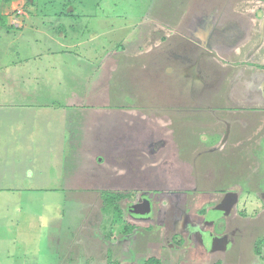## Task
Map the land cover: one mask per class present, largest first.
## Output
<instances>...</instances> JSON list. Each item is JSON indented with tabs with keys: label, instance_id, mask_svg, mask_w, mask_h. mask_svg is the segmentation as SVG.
Wrapping results in <instances>:
<instances>
[{
	"label": "rangeland",
	"instance_id": "1",
	"mask_svg": "<svg viewBox=\"0 0 264 264\" xmlns=\"http://www.w3.org/2000/svg\"><path fill=\"white\" fill-rule=\"evenodd\" d=\"M0 15V264H264V0Z\"/></svg>",
	"mask_w": 264,
	"mask_h": 264
},
{
	"label": "flooded vegetation",
	"instance_id": "2",
	"mask_svg": "<svg viewBox=\"0 0 264 264\" xmlns=\"http://www.w3.org/2000/svg\"><path fill=\"white\" fill-rule=\"evenodd\" d=\"M230 194H234V196H236V202H235V204L236 203H238L239 202V198L237 197V195H235V193H228L225 197L227 198L228 197V195L230 196ZM128 195H132L131 193H127L126 194V197L128 196ZM225 199V198H224ZM223 199V200H224ZM221 202H222V200L220 199L218 202H216V205L213 207V210H219V209H215L218 205H220L221 204ZM150 203V201H145V200H139V202H138V205H137V207L138 208H140V210L142 211V212H144L145 210H147L149 207H147V209L146 208H144L143 206H147L148 204ZM194 203H196V201L194 202ZM234 204V205H235ZM149 206V205H148ZM151 207L152 206H150V209H151ZM131 210H133V209H131ZM144 210V211H143ZM220 210H222V212L223 213H226L227 211H230L231 210V207L229 208V206H228V209L227 210H225V208L223 209V207L222 208H220ZM135 211H137V210H135ZM137 216H139L140 218H144L143 216H145V215H137ZM219 218L220 217H217L216 219H215V221H216V223H215V229L217 228V230H219L222 226L221 225H218V223H219ZM145 220L147 219L148 221H152L151 220V218L150 217H145L144 218ZM132 220H135V221H133V223H137V222H141V219H134V216H133V218H132ZM153 223H157V220H154L153 221ZM195 223V222H194ZM129 225V224H128ZM135 227L133 226V229H134ZM197 232H198V230H197ZM197 232H195L196 234H197ZM128 233H130V232H128ZM204 236H205V234H204ZM217 237H224L223 235H217ZM175 239H180L181 237H174ZM224 238H226V237H224ZM226 241H227V245L224 247V249H218V250H215V249H213V247H211V245H210V242H209V247H210V249L212 250V251H224L225 249H227V246H228V239L226 238ZM152 257V256H151ZM154 257V256H153ZM156 258H158V257H156ZM160 259V258H159Z\"/></svg>",
	"mask_w": 264,
	"mask_h": 264
},
{
	"label": "trees",
	"instance_id": "3",
	"mask_svg": "<svg viewBox=\"0 0 264 264\" xmlns=\"http://www.w3.org/2000/svg\"><path fill=\"white\" fill-rule=\"evenodd\" d=\"M1 15H0V22H1ZM110 197V198H109ZM122 197H126V194L125 193H109L106 195V201L107 203H111L114 205V215H115V218L118 219V215H119V212H120V204L118 203L121 199H123ZM260 245V243L257 244L256 247H258ZM256 251L258 252L257 248H256ZM118 260L116 259H109L108 257V263L107 264H118ZM143 264H162L161 260L159 258H156V257H149L147 258Z\"/></svg>",
	"mask_w": 264,
	"mask_h": 264
},
{
	"label": "crops",
	"instance_id": "4",
	"mask_svg": "<svg viewBox=\"0 0 264 264\" xmlns=\"http://www.w3.org/2000/svg\"><path fill=\"white\" fill-rule=\"evenodd\" d=\"M236 200H237V199H236V197L234 196V198H232V199L229 201V208L235 204ZM219 244H220V245H219ZM223 244H225L224 247L227 245L226 238H224V237H222V238H221V237H216V238L212 239V241H211V243H210L211 247H213V249H215V250H218V249H224V248L221 247V245L223 246ZM215 246H216V247H215Z\"/></svg>",
	"mask_w": 264,
	"mask_h": 264
},
{
	"label": "water",
	"instance_id": "5",
	"mask_svg": "<svg viewBox=\"0 0 264 264\" xmlns=\"http://www.w3.org/2000/svg\"><path fill=\"white\" fill-rule=\"evenodd\" d=\"M235 195H236V194H235ZM232 198H234V194H230V196L228 195V197H227V198L225 197V199L222 200L221 204L218 205L215 209H219V210H220V208L223 207V209L225 208V210H227V209H228V206H229V201H230Z\"/></svg>",
	"mask_w": 264,
	"mask_h": 264
}]
</instances>
